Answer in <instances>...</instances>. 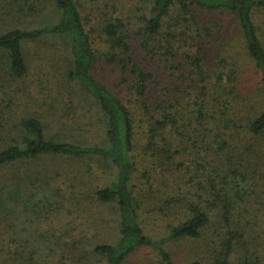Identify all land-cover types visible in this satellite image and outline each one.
<instances>
[{"label":"trees","instance_id":"trees-1","mask_svg":"<svg viewBox=\"0 0 264 264\" xmlns=\"http://www.w3.org/2000/svg\"><path fill=\"white\" fill-rule=\"evenodd\" d=\"M140 2L145 4L147 15H142L140 24L132 30L134 37L129 33L130 23L117 17L104 23L101 29L109 47L108 61L116 62L121 72L129 75L127 89L143 110L141 135L145 142L141 148L147 158L141 163L144 166L147 162V166L141 168L138 176L132 112L113 90L92 74L100 55L86 29L79 0H0V19L3 15L18 14L41 17L42 5L51 6L49 14H44L36 24L0 31L1 69L14 80L22 79L34 64V57L42 54L41 49L33 54L29 44L58 45L64 53L65 85L76 90L78 97L91 106L103 130L100 144L86 143L71 133H51L37 114L22 118L13 127L19 134L0 148V171L16 163L30 166L25 179L15 173L11 183L9 179L4 180L0 210L8 209L10 214L19 205L22 212L26 206L22 202L26 190L31 195L38 193L37 189H26L27 182L34 188L35 182L31 180L42 179L33 165L45 159L96 158L113 171V178L108 185L94 189L93 197L112 207L118 224L116 239L97 244L93 249L104 264H124L131 254L145 249L153 251L160 264H176L168 251V243L203 238L212 215L218 218L215 239L211 241L215 255L212 262L258 264L259 257L252 248L260 243L264 225L255 216H248L256 202L250 194L255 191V175L260 166L251 164L250 158L252 155L264 158V152L257 153L251 144L253 138L264 135V110L255 109L253 114L244 110L247 103L241 99L239 84L244 64L239 62L238 50L216 54L215 59L207 60L209 43L206 40L211 38L210 28L209 23L199 21L198 12L233 16L241 48L264 89V45L253 18L255 11L264 9V0ZM133 38L144 55L172 61L169 68L175 81L161 85L159 96L150 91L154 74L134 61ZM192 145L206 156H215L208 162L209 169L200 166L204 169V178L197 181L200 193L196 196L183 192L187 182H184L185 174L179 175L189 170L185 157ZM198 169L199 165L194 172ZM136 179H145L151 187L156 181L161 195L153 197L151 202L146 196L149 192L142 191L145 188ZM145 201L163 212L160 220L164 222L166 235L153 237L145 231L141 213Z\"/></svg>","mask_w":264,"mask_h":264},{"label":"rangeland","instance_id":"rangeland-1","mask_svg":"<svg viewBox=\"0 0 264 264\" xmlns=\"http://www.w3.org/2000/svg\"><path fill=\"white\" fill-rule=\"evenodd\" d=\"M79 2L82 5L81 13L86 29L98 56L100 55L92 69V74L103 85L113 90L132 112L136 130L135 156L139 169L137 174L140 176L141 171L147 166V162L144 166L141 163L147 158L141 148L145 142V137L141 135L144 125L141 121L143 110L127 89L131 81L129 75L123 74L116 62L108 61L106 56L109 47L101 29L104 23L117 17L124 23H130L129 33L134 37L132 30L140 24L141 16L147 15L145 4L140 0H79ZM46 5H42L41 17L22 14L13 17L3 15L0 19V31L36 24L41 21L44 14H49L51 6L46 7ZM198 17L201 23H209L211 38L206 40L209 43L206 46L207 60L215 59L216 54H226L232 49L238 50L239 62L244 64V73L239 82L243 95L241 99L247 103V108L244 110L248 109L247 113L251 114L255 109L264 110V89L258 74L255 73L241 48L233 16L222 12L199 11ZM253 18L264 45V9L255 11ZM133 39L132 45L136 57L134 61H139L141 66L154 74V84L151 85L150 91L154 96H159L161 85L175 81V76L169 68L172 61L166 62L164 59L144 55L136 39ZM29 45L33 54L38 49H41L42 54L34 57V64L22 79L14 80L1 69L3 60L0 55V148L4 142L10 141L11 137L19 134L17 129L13 130L14 125H17L22 118L35 114L45 121L46 128L51 133L64 131L74 134L86 143L100 144L103 130L97 115L93 116L91 106L78 97L76 90L65 85V79L62 77L63 50L50 42ZM240 133L242 135L244 131ZM251 144L257 153H263L264 135L253 138ZM189 151L190 154L185 157L189 170L179 175L185 174L184 182H187L183 185V192L196 196L200 193L196 185L197 181H202L204 178V169L200 166L209 169L211 165L208 162L213 161L210 159L215 156L213 153H211L213 156H206L204 151L196 149L193 145ZM235 158L237 160V156ZM250 163L259 165L260 171L255 175V191L252 193L249 191L251 200L256 202L248 218L255 216L262 226L264 225V183L262 182L264 158H255L252 155ZM198 165V172L195 173ZM29 166L30 164L24 162L16 163L0 171V195L4 193V180L9 179L11 183V176L15 173L25 179V172ZM33 166L35 172L41 173L42 179L31 180L35 182L34 188L27 182L26 189H37L38 193L34 192L31 195V191L26 190L22 199L26 206H23L22 212L19 211L22 208L19 205L10 214H7L8 209L0 210V264H104L94 255L93 249L97 244L113 242L118 234V224L112 207L96 201L93 191L108 185L113 178V171L96 158H87L84 161L45 159ZM183 169L186 171L185 168ZM259 176L262 178L260 179ZM191 177L193 180H189ZM135 182L145 188L142 191L149 192L146 196L151 202L153 197L161 195L160 185L156 181L154 187L148 186L145 179H136ZM141 213L148 234L153 237L166 235L163 230L164 222L160 220L163 212L145 201ZM217 219L212 215L211 225L204 231L203 238L168 243V251L176 264L194 262L214 264L212 262L215 256L212 250L214 246H211V241L215 239L213 234L218 225ZM260 239V243L255 244L252 249L256 250L255 255L259 257L258 264H264V234ZM124 264L160 263L153 251L145 249L131 254Z\"/></svg>","mask_w":264,"mask_h":264}]
</instances>
